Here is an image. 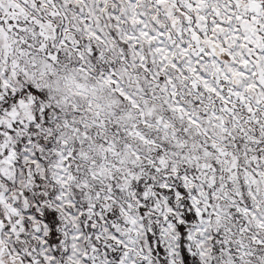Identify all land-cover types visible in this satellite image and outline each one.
Returning <instances> with one entry per match:
<instances>
[{
	"label": "snow or ice",
	"instance_id": "snow-or-ice-1",
	"mask_svg": "<svg viewBox=\"0 0 264 264\" xmlns=\"http://www.w3.org/2000/svg\"><path fill=\"white\" fill-rule=\"evenodd\" d=\"M0 264H264V0H0Z\"/></svg>",
	"mask_w": 264,
	"mask_h": 264
}]
</instances>
